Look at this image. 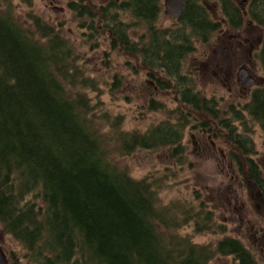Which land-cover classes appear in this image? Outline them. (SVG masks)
<instances>
[{"label":"trees","instance_id":"obj_1","mask_svg":"<svg viewBox=\"0 0 264 264\" xmlns=\"http://www.w3.org/2000/svg\"><path fill=\"white\" fill-rule=\"evenodd\" d=\"M162 1L114 0L95 11L88 0H68L67 8L84 20L79 26L92 30L88 39L101 36L94 26L97 19L103 23L101 32L106 28L113 38L112 46L117 42L127 54L138 56L147 76L160 78V84L171 79L179 102L199 110V94L192 89V79L183 75L184 60L197 50V42L212 41L224 24L201 0H186L176 25L160 26ZM206 2L220 9L228 29L241 30L243 16L234 0ZM118 11L132 21L119 20ZM14 13L12 0H0V227L20 244L27 261L207 264L215 256H231L238 264H257L234 237L224 236L210 249L176 233L174 229L190 219L196 232L203 231L212 225V212L203 213L202 203L196 211L180 202L160 204V188L152 184L158 182L135 179L109 158L115 149L121 156L134 147L155 146H169L182 157L186 116H176L172 124L163 121L144 134H115L117 139L108 144L101 131L106 113L101 108L91 112L93 105L81 93L93 85L85 84L88 78L71 43L31 7L27 23ZM247 16L251 24L264 27V0H251ZM136 24L145 28L144 41H132L127 33ZM258 58L264 66V46ZM157 104L158 109L165 107ZM203 108L212 117L214 109L206 99ZM244 110L264 131V101L258 92L242 111L234 112L237 120ZM220 124L228 141L245 150L250 180L264 181L242 132L224 119Z\"/></svg>","mask_w":264,"mask_h":264},{"label":"rangeland","instance_id":"obj_2","mask_svg":"<svg viewBox=\"0 0 264 264\" xmlns=\"http://www.w3.org/2000/svg\"><path fill=\"white\" fill-rule=\"evenodd\" d=\"M88 1L96 11L95 8L112 0ZM234 1L242 12L244 28L236 32L223 26L220 36L217 34L219 37L216 35L206 44L197 42V50L186 57L183 64V72L188 74V78L193 77L189 78L192 79L193 91L206 99L214 98L219 114L216 121L210 120L199 110L190 109L186 103H180L171 79L165 78L168 84H160V78L158 81L147 76L146 69L140 63L138 56L127 54L117 42L115 47L110 44L113 38L106 28L103 29L104 34L101 32L102 27L99 26L103 23L97 19H94V26L101 36L88 39L86 35L92 30L86 26H79L84 20L67 8L68 0H12V3L15 7L14 14L22 23H27L28 7H31L34 14L53 26L71 43L75 55L79 58L78 65L88 78L85 84L93 85L79 90L93 105L91 112L95 114L101 108L106 113V117L101 121L103 123L101 131L106 132L108 144H113L117 139L113 138L115 134L124 131L144 134L150 127L159 125L163 121L172 124L176 116L181 119L186 116L187 119L182 126L183 147L180 149L183 153L182 157L181 152L173 154L169 146H155L134 147L129 153L121 156H117L118 149H115L109 158L118 167L125 168L135 179L144 178L149 183L158 182L159 186L158 183L152 184L157 189L160 188L157 190L160 204L180 202L186 206H193L196 211L202 203L203 213L212 212L210 219L212 225L203 231L196 232L192 226L193 220L190 219L188 224L175 228L176 233L210 249H213L216 242L224 236L237 238L251 251L258 264H264L263 255L255 247L251 233L246 232V228L251 226L264 228V216L259 214L264 211V204L249 198L243 183L239 188V179L233 181L231 174L237 173L236 165L229 162L228 148L222 141L225 139L226 130L218 123L222 119H230L233 112L242 111L250 99L249 87L242 88L237 84L240 68H248L250 72L251 69H255L256 75H264L257 60L253 59L255 53L252 56L255 64L252 61L247 62L251 59L250 55L249 57L246 55L247 50L243 53V49H247V43L244 41L242 47L237 44L240 38L264 34V27L252 24L247 28L246 25L250 21L247 13L243 15V11L248 12L249 0ZM208 4L210 14L221 18L218 9ZM114 11V9L110 10L109 14ZM118 14H120L119 20L132 21L128 15L124 16L120 11ZM158 25L167 27L176 25V22L163 15L162 9ZM127 33L132 41L141 42V38L146 36L145 28L141 24L129 26ZM196 67L201 73L194 78L191 71ZM225 72L228 78L223 80ZM76 89L78 88L75 87L74 90ZM151 102L155 103L152 109H150ZM157 103H163L165 107L158 109ZM176 109L179 110L178 113ZM245 113L242 114L245 126L242 127L239 121H233L238 132L245 133L253 140L258 152L257 161L263 171L261 176H264V133L257 122L245 121L248 118ZM204 120L209 125L202 126L201 122ZM201 127L205 130L202 131ZM211 131L216 136H213ZM236 188L239 196L237 200L234 199L235 204L231 199L230 191ZM251 189L254 193L253 185ZM254 201L260 206L257 209ZM241 202L244 203V207L239 210ZM219 225L223 227L222 231L217 227ZM0 243V246L9 251L8 254L10 253L6 264H31L24 257L20 244L5 234L1 227ZM207 264H238V262L231 256H215Z\"/></svg>","mask_w":264,"mask_h":264},{"label":"flooded vegetation","instance_id":"obj_3","mask_svg":"<svg viewBox=\"0 0 264 264\" xmlns=\"http://www.w3.org/2000/svg\"><path fill=\"white\" fill-rule=\"evenodd\" d=\"M112 1H114V0H112ZM116 1L119 2L120 0H116ZM201 1L203 3H205V4L207 3L206 0H201ZM250 1L251 0H249L247 3L249 4ZM108 2H110V1H108ZM214 7L217 8L216 5H214ZM219 11L220 10L218 9V13H219V15H220L221 18H216L215 16H213V17L216 18V19H218L219 21H221L224 24V26L227 28V25L225 23L226 21L222 17V15H221V13ZM246 13L247 12L243 11V15L244 16L246 15ZM244 25H245V23L243 22V27L242 28H244ZM251 25L252 24L250 22V23H248L246 25V27L248 28ZM221 31H219L217 34L219 35L221 33ZM235 31L236 32H239L240 30L239 31L235 30ZM237 34H239V33H237ZM263 36H264V34H257V35H251V38H240L239 37L240 39H238V42H237V44L240 47H242L244 41L247 43V49H243V53L245 52V50H247V54L246 55L248 57L250 55V57H251V59L247 60V62L248 63H251V61H252L254 63V60H252V56H253V53H255V56H253V59L257 60L258 65H259V68H261L262 72H264V66L261 64V62H260V60L258 58V55H259V53L261 51L262 46H264V37ZM221 55H222V53L220 54V56ZM206 65H209V64L206 63ZM195 69H193V71H191V72H193L192 74L194 75V78H196L197 74L200 75V73H201V70L198 67H196ZM240 69H244L247 72L248 76L250 75V77L254 79V83L252 85H249V86L240 85V79L238 78V74H237V84H238V86H240L242 88L249 87L248 89L251 92L250 99L246 102V104H248L250 102L251 98L254 97L255 92H258L259 95L262 97V100L264 101V75H256L255 74V69H251L250 68L251 69V72L253 73L252 75L250 74L251 72H250V70L248 68H245L244 67V68H240ZM183 75L188 78V74L187 73H184ZM189 78H193V77L189 76ZM227 78H228V75H226V72H225V76H224V79L223 80H226ZM205 99L206 98L203 97V96H201L200 94L198 95L199 107H200L199 111H201L203 113V115L207 116L210 120L216 121V119H214V116H218L219 115L217 113L218 108L216 107V102H214L215 101L214 98L206 99L208 102L211 103V105L213 106V109H214V113L212 115L213 119H211L212 118L211 117V114H209L208 112H206L204 110V108H203V103H204V100ZM244 112H245V110H244ZM244 112H242L241 114H243ZM235 116L236 115L233 112V116L230 119H227L226 118V120H224V121H229V123L232 126L235 127L236 132H238L237 131V126H236V124H235V122L233 120L239 121V123H240V125L242 127L244 126V123H243V119H241V120L238 119L237 120L235 118ZM250 119L251 118L248 117L245 121L250 120ZM251 121H253V122L256 123V121H254V120H251ZM218 123L220 124V121H218ZM205 124L206 125H209V123L208 122H205V120L201 122V125L202 126L205 125ZM258 125H259V123H258ZM201 130L204 131L205 129L203 127H201ZM263 133H264V131H263ZM242 134H243L244 138L246 139V145L249 147V151L251 152L250 158L254 161L255 165L258 168L257 169L258 175L261 176L263 171H262L261 165L257 161V153L258 152H257V149H255L254 142H253V140L251 138L248 137V135H246L243 132H242ZM212 135L213 136H216L214 132H212ZM224 136H225L224 137L225 139H223L222 141L226 144V146L228 148L229 162L230 163L233 162L236 165L235 171H237V173H235L234 175L231 174V176L234 178L233 181H235V179L236 180L239 179V181H240L239 188L242 187V183H243L244 187L246 188V192H247L246 194L248 195V197L251 198L252 200L255 199L256 201H259L261 204H264V181H260V182L255 181L254 182L253 181L254 179L250 180L251 175H250V173L247 172V169H248L247 160H246L247 157L244 156V155H242L243 151H245V150L236 148V146L233 145V143H231V142L228 141L227 131H225ZM240 167L244 168L245 170H240ZM245 172L247 173V175L245 174ZM262 177L264 178V176H262ZM251 185H253V187L255 188L254 193H253V191L251 189ZM240 193H241V190H240ZM230 195H231V199H233V203L236 204V201H234V199L235 200L238 199V196H239L238 189L236 188V189H233L232 191H230ZM256 201H254V203H255L254 205H255V207L257 209L260 206L256 203ZM242 207H244V203L243 202H241V205L239 207V210H241ZM259 214H261L262 216H264V211L259 212ZM246 232L247 233H251V236L253 237V239L255 241V247L263 255V259H264V228H261V227L256 228V227L251 226V227L246 228ZM240 242L243 244L242 241H240ZM245 248L249 251V253H251V251L246 246H245ZM8 252H7V250H5L4 248H2L0 246V264H6L7 263L8 257H9V254H10V253L8 254ZM253 257H254V255H253ZM254 259H255V257H254Z\"/></svg>","mask_w":264,"mask_h":264},{"label":"water","instance_id":"obj_4","mask_svg":"<svg viewBox=\"0 0 264 264\" xmlns=\"http://www.w3.org/2000/svg\"><path fill=\"white\" fill-rule=\"evenodd\" d=\"M186 0H163V15L177 20L183 13V7ZM240 85L249 86L254 83V79L248 76L244 69H240L238 73Z\"/></svg>","mask_w":264,"mask_h":264}]
</instances>
